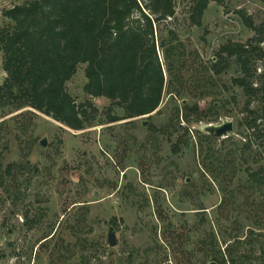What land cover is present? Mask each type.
<instances>
[{
  "label": "rangeland",
  "instance_id": "374dc122",
  "mask_svg": "<svg viewBox=\"0 0 264 264\" xmlns=\"http://www.w3.org/2000/svg\"><path fill=\"white\" fill-rule=\"evenodd\" d=\"M22 1L0 0V30L9 24L3 12ZM194 3L174 0V16L156 24L157 42L171 31L175 52L166 62L160 50L164 92L148 118L122 119L110 100L86 95L84 64L66 89L97 109L87 108L85 129L0 106V264H208L226 245L251 256L242 264H264V213L253 216L264 208V183L248 176L264 168V152L260 140L244 148L241 125L247 102L260 113L261 94L234 84L244 75L237 56L209 71L222 45L246 44L255 48L243 56L248 81L264 86V57L255 55L264 54V0H208L200 26L189 19ZM1 61L0 53V83ZM184 105L197 106L200 121L194 112L175 118ZM225 121L227 137L206 134Z\"/></svg>",
  "mask_w": 264,
  "mask_h": 264
},
{
  "label": "trees",
  "instance_id": "16d2710c",
  "mask_svg": "<svg viewBox=\"0 0 264 264\" xmlns=\"http://www.w3.org/2000/svg\"><path fill=\"white\" fill-rule=\"evenodd\" d=\"M207 4L208 0H195L191 24L201 25ZM174 13V0H23L13 5L3 12L9 24L0 30L1 67L5 73L0 83V106L20 111L21 115L39 112L70 129L83 130L91 124L87 108L93 113L97 109L89 101L74 105L66 83L77 66L84 64L86 95L110 100L111 107L123 110L122 119L148 118L157 111L164 92L160 50L164 61L169 62L176 40L169 31L171 40L157 42L155 27ZM243 21L252 27L247 18ZM250 51L255 52V48L249 50L246 44L222 45L217 53L219 60L209 71L220 74L224 57L237 56L244 75L234 78V84L248 97L261 94L259 114L249 110V102L245 105L250 117L241 122L247 131L244 148L260 140L264 152V86H253L248 81L243 56ZM255 55L264 57L260 52ZM167 65L170 75L171 66ZM169 94L173 95L171 88ZM188 112H194L195 121H200L197 106L184 105V111L176 110L174 117L188 122ZM108 120L111 123L119 118L108 116ZM13 167L9 164L3 172L10 175ZM262 170L248 174L258 188L264 183ZM258 211L264 213V208L255 210L253 216ZM110 223L115 225L114 220ZM250 258L238 256L233 247L226 245L224 253L213 252L208 264H242L241 260Z\"/></svg>",
  "mask_w": 264,
  "mask_h": 264
},
{
  "label": "water",
  "instance_id": "95a60500",
  "mask_svg": "<svg viewBox=\"0 0 264 264\" xmlns=\"http://www.w3.org/2000/svg\"><path fill=\"white\" fill-rule=\"evenodd\" d=\"M74 105H76V103H74ZM146 122H143V124H145ZM206 134H209L211 136L217 137V138H223V137H227V135L232 132L233 130V125L231 121H225L220 125L217 126H213V125H209L206 126L204 128ZM41 146H45L46 145V141L45 139L40 140L39 143ZM108 242L109 245H114L115 244V240H114V236L112 233H109L108 236ZM213 264V263H211Z\"/></svg>",
  "mask_w": 264,
  "mask_h": 264
}]
</instances>
